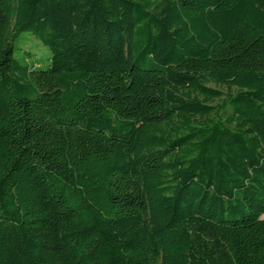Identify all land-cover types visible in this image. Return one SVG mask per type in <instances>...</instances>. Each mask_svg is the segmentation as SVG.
Returning <instances> with one entry per match:
<instances>
[{
    "label": "trees",
    "instance_id": "1",
    "mask_svg": "<svg viewBox=\"0 0 264 264\" xmlns=\"http://www.w3.org/2000/svg\"><path fill=\"white\" fill-rule=\"evenodd\" d=\"M262 214L264 0H0V264H264Z\"/></svg>",
    "mask_w": 264,
    "mask_h": 264
},
{
    "label": "rangeland",
    "instance_id": "2",
    "mask_svg": "<svg viewBox=\"0 0 264 264\" xmlns=\"http://www.w3.org/2000/svg\"><path fill=\"white\" fill-rule=\"evenodd\" d=\"M28 35L30 34L27 32L21 33L19 38L15 41V48L18 49L22 47L24 50H28L33 53L37 59L45 61V58L47 56L49 57V50L40 42Z\"/></svg>",
    "mask_w": 264,
    "mask_h": 264
},
{
    "label": "crops",
    "instance_id": "3",
    "mask_svg": "<svg viewBox=\"0 0 264 264\" xmlns=\"http://www.w3.org/2000/svg\"><path fill=\"white\" fill-rule=\"evenodd\" d=\"M262 218H264V214H262V216H261Z\"/></svg>",
    "mask_w": 264,
    "mask_h": 264
}]
</instances>
